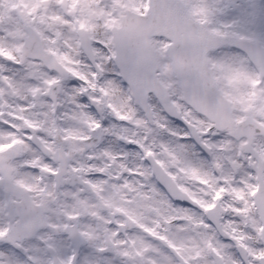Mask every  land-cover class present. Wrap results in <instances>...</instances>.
I'll use <instances>...</instances> for the list:
<instances>
[{"label": "snow or ice", "instance_id": "snow-or-ice-1", "mask_svg": "<svg viewBox=\"0 0 264 264\" xmlns=\"http://www.w3.org/2000/svg\"><path fill=\"white\" fill-rule=\"evenodd\" d=\"M0 264H264V0H0Z\"/></svg>", "mask_w": 264, "mask_h": 264}]
</instances>
